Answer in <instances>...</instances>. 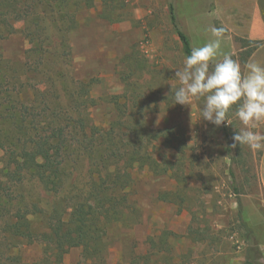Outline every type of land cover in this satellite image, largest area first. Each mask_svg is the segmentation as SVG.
I'll return each instance as SVG.
<instances>
[{"label": "rangeland", "instance_id": "374dc122", "mask_svg": "<svg viewBox=\"0 0 264 264\" xmlns=\"http://www.w3.org/2000/svg\"><path fill=\"white\" fill-rule=\"evenodd\" d=\"M170 6L192 48L224 27L212 0H0V139L18 135L11 110L48 107L82 139H71L61 194L32 180L19 195L45 210L87 196L104 152L85 151L86 134L111 132L125 153L130 222L113 224L92 256L72 248L59 264H243L248 230L264 261V148L231 147L244 128L236 105L217 127L200 118L204 98L175 104L185 57ZM239 45L225 31L209 71ZM251 130L264 136V121ZM34 228V239L0 234V264H56L43 223Z\"/></svg>", "mask_w": 264, "mask_h": 264}, {"label": "trees", "instance_id": "16d2710c", "mask_svg": "<svg viewBox=\"0 0 264 264\" xmlns=\"http://www.w3.org/2000/svg\"><path fill=\"white\" fill-rule=\"evenodd\" d=\"M169 15L186 58L193 49L191 41L180 29L173 6L169 8ZM238 41L246 50L231 57L245 65L258 43L243 39ZM15 109L11 110V117L18 123V135L8 139L7 144L0 139V234L17 239H34L37 235L34 222L40 220L44 229L38 235L42 243H48L55 249L58 256L56 264L72 248H82L86 256H92L109 235L113 224L130 222V214L126 213L133 205L129 201L131 194L127 191L129 174L127 163L123 160L125 153L117 148V139L111 132L99 130L94 139L86 134L90 144L85 151L104 152L99 162L102 167L97 171L99 179L94 178L87 196L70 199L68 208L45 210L37 203L26 202L19 195L20 191L27 182L35 180L44 192L61 194L64 188L63 166L73 147L71 139L76 140L77 127L72 125L68 132L63 120L54 117L49 107L40 115ZM231 111L232 108L228 120ZM81 140L77 136V141ZM112 160L115 167L111 165ZM246 242L243 264H264L260 244L250 230L247 231Z\"/></svg>", "mask_w": 264, "mask_h": 264}, {"label": "clouds", "instance_id": "9594fccd", "mask_svg": "<svg viewBox=\"0 0 264 264\" xmlns=\"http://www.w3.org/2000/svg\"><path fill=\"white\" fill-rule=\"evenodd\" d=\"M226 29L211 27L213 39L203 46L194 47L183 62V67L175 73L179 87L173 92L175 104L191 105L204 98L200 108L204 120L219 127L229 123V110L236 105L235 115L244 128L235 131L232 148L247 145L251 149L264 148V136L252 131L264 121V65L249 62L247 73L242 75L240 64L231 55L223 54V59L210 62L221 55V44Z\"/></svg>", "mask_w": 264, "mask_h": 264}, {"label": "crops", "instance_id": "0c3cea01", "mask_svg": "<svg viewBox=\"0 0 264 264\" xmlns=\"http://www.w3.org/2000/svg\"><path fill=\"white\" fill-rule=\"evenodd\" d=\"M212 4L218 21L228 34H232L234 41L239 43L238 39H243L258 43L247 63L257 62L264 65V0H212ZM245 50L239 45V48L234 46L233 50L225 54L238 56ZM245 65L241 67L242 75L247 73ZM258 177L264 191V149L258 163Z\"/></svg>", "mask_w": 264, "mask_h": 264}]
</instances>
